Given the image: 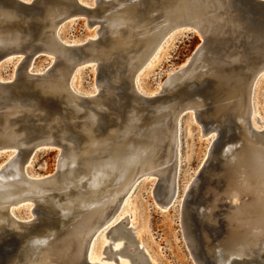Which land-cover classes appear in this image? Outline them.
Instances as JSON below:
<instances>
[{"label":"bare ground","instance_id":"6f19581e","mask_svg":"<svg viewBox=\"0 0 264 264\" xmlns=\"http://www.w3.org/2000/svg\"><path fill=\"white\" fill-rule=\"evenodd\" d=\"M75 1L43 0V12L34 19L0 8V51L23 53L32 38L52 55V68L42 73L46 75L31 77L28 65L19 69V77L24 89L37 90L58 105L57 114L51 117H42L37 103L9 101L0 108V149L17 150L0 170V232L26 236L20 264H67V253L72 251L75 259L81 258L86 243L91 262L126 264L119 262V256L126 254L138 264H146L128 248L111 252L108 247L105 253L110 258L103 260L95 252V240L120 214L134 185L144 176L159 179L165 190L159 198L161 206L172 204L177 192L178 125L181 112L189 109L198 120L210 119L205 134L211 131L217 136L219 122L228 118L235 122L236 136L210 159L218 167H210L216 187L210 189L207 210L209 214L218 211L219 203H224L229 211L225 214H240L238 222L245 223L249 219L242 217L240 199L260 206L261 219L246 222L248 233L231 257L248 256L254 248H264V129L254 127L250 107L256 72L237 71L232 63L237 56L201 53L162 87L170 97L146 109L136 89L137 74L172 32L189 23L187 0H102L95 11L87 13L89 24L100 28L98 41L84 49L83 61L105 68L108 75L98 80L97 93L84 102L71 90L81 63L57 38L58 26L73 15ZM33 20L34 38L29 25ZM207 80L213 94L208 106L196 93ZM120 92L126 94L127 102L119 110ZM28 120L39 123L38 131L45 140H52L56 133L64 144L58 169L51 176L30 178L26 173L31 143L19 124ZM27 201L34 204V218L16 220L12 207ZM36 208L57 214L60 230L29 233L26 224L36 219Z\"/></svg>","mask_w":264,"mask_h":264},{"label":"water","instance_id":"95a60500","mask_svg":"<svg viewBox=\"0 0 264 264\" xmlns=\"http://www.w3.org/2000/svg\"><path fill=\"white\" fill-rule=\"evenodd\" d=\"M43 6V0H0V8L13 10L22 16L33 19L43 12ZM187 8L186 14L189 17V23L184 26L182 30L195 31L199 34L201 42L184 66L169 76L163 87L166 88L168 81H172L179 76L182 71L191 66L194 59L201 53L204 55L215 54L219 55V57L229 55L237 56L234 61L232 60L234 68L238 69L237 71H255L256 84L257 80L264 74V0H187ZM84 12L86 14L90 11L76 0L73 15L64 19L62 22ZM29 25L30 34L34 38L36 22L33 20ZM31 39L32 38H29L27 42L28 48L25 49L23 53H15L24 56V60L17 68L15 78L9 82L0 80V108L4 103L21 98L26 103L31 101L37 103L41 110L45 109L46 112H49L43 114L42 117H51L54 114V110H58V105L41 95L37 90H32L31 88L24 89L19 77V69L22 66L27 67L32 63L33 58L40 54H48L36 45L34 39ZM94 41L98 40L91 39L83 45L74 46L58 42L62 47L68 50L70 55L76 58L82 66L87 64L86 61H83L84 49L90 42ZM9 56L11 55H6L0 51V62ZM50 67L52 68V64ZM50 67L48 68L49 70L46 69L43 72L48 73L51 69ZM98 70L100 74L98 80H101L103 74L104 77L108 75L105 68L99 66ZM43 72L33 74L28 70V74L31 77H42L46 75L42 74ZM211 88L212 86L207 80L199 85L196 90L197 95L204 98L207 104L206 106L210 105L212 101L213 94ZM120 93L121 100L119 104H117L119 110L127 102L126 94ZM138 96L144 103L143 105L146 109H152L155 105L165 102L170 97V94L167 89L153 96H146L140 93H138ZM81 98L84 102L89 101L87 97ZM200 120L204 124L210 122V119L207 117H203ZM38 130V126L34 128L28 127L26 129V135L31 143V148L26 153L27 158L32 157L39 149L44 147L63 148L64 144L56 137V133L54 137H52V140L47 141L41 136ZM235 136L236 124L232 118H228L222 123L219 122V132L209 150L208 158L200 168L182 202V228L197 264H264V248H254L250 251L248 256L231 257V254H233L235 248L238 246V242L248 233L246 222L250 223L254 219H256V221L257 219H261L259 217L261 214L260 206L248 202V199L246 201H244L243 198L240 199V205H242L239 207V210L243 212L242 217L249 219L246 220L245 223L238 222L236 216H241L240 214H235L234 216L233 214H225L229 213V211L224 203H219L218 211L209 214L207 210L210 189L211 187H216V185L214 186L216 179L211 177L210 167H218L216 163L210 162V159L213 158V155H216L218 150L220 151L222 149L226 142L230 141ZM5 150L9 151V149H0V152ZM220 168L219 164V169ZM220 183H222L221 178ZM34 214L36 219L30 222V224H26L29 233L40 234L45 232L46 234L51 231L56 232L60 230L61 219L58 218L57 214L48 213L42 208H36ZM262 219L264 220L263 217ZM119 229L120 230H117L118 233L124 231L127 241L122 248L117 250L113 248L112 244H109V250L111 252L127 250L128 245L134 244V240L130 237L129 229L125 228L124 224L120 225ZM25 238L26 236L20 232H0V264L21 263L26 245L24 243ZM89 252L91 254L90 247L88 243H86L83 247V256L81 258L75 259L72 251H70L67 253L65 262H67V264H105L103 262L89 261L87 259ZM132 252H135L142 262L152 264L149 262L148 258L142 254L140 248H133L131 253ZM103 254V260L110 258L109 253L104 252Z\"/></svg>","mask_w":264,"mask_h":264},{"label":"rangeland","instance_id":"374dc122","mask_svg":"<svg viewBox=\"0 0 264 264\" xmlns=\"http://www.w3.org/2000/svg\"><path fill=\"white\" fill-rule=\"evenodd\" d=\"M30 1V0H24ZM90 12L95 11L102 0H78ZM99 2V3H98ZM96 7V8H95ZM94 9V10H93ZM87 13L77 14L62 22L57 30L58 41L74 46L83 45L91 39L98 40L99 24L90 25ZM90 25V26H89ZM89 40V41H88ZM201 38L193 30H175L168 36L161 48L151 61L137 74V92L146 96L156 95L171 74L179 70L199 46ZM53 56L40 54L33 58L30 72H43L53 64ZM24 60L22 54L11 56L0 62V80L9 82L15 78L19 64ZM95 63L78 66L72 82L71 90L79 97H88L97 93L99 70ZM108 74V72L106 71ZM104 78V74L101 79ZM22 102L13 99L10 102ZM26 103V102H25ZM34 103L29 102L27 104ZM251 120L254 127L264 129V74L254 83L251 94ZM39 111L47 114L45 109ZM57 109L54 114H57ZM27 122V123H25ZM30 123V124H29ZM39 123L33 120L19 124L24 129L37 127ZM204 124L195 116L192 109L181 112L178 125V170L177 192L171 205L163 208L159 198L165 190L156 176L140 178L123 204L120 214L109 226L101 230L95 240L94 249L104 257L103 253L109 244L113 247H123L127 241L125 233H118L120 225L129 229L134 244L128 249L140 248L152 264H197L189 248L181 222V206L186 192L195 180L203 163L207 160L209 150L216 139L215 132H207ZM26 131V130H25ZM211 133V134H210ZM17 150L10 149L0 152V170L9 162ZM61 148L44 147L39 149L31 158L27 168L30 178H45L55 174ZM164 191V192H163ZM34 204L31 201L13 206V216L18 221H29L34 215L31 211ZM218 210V209H217ZM110 261V259H109ZM138 264L129 255L119 256V262ZM124 264V263H122Z\"/></svg>","mask_w":264,"mask_h":264}]
</instances>
